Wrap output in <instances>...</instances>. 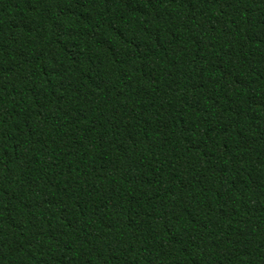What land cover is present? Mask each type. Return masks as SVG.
<instances>
[{
  "label": "trees",
  "instance_id": "obj_1",
  "mask_svg": "<svg viewBox=\"0 0 264 264\" xmlns=\"http://www.w3.org/2000/svg\"><path fill=\"white\" fill-rule=\"evenodd\" d=\"M0 264H264V0H0Z\"/></svg>",
  "mask_w": 264,
  "mask_h": 264
}]
</instances>
